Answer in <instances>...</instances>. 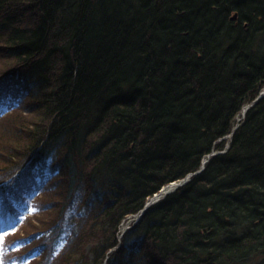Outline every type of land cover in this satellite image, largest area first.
I'll list each match as a JSON object with an SVG mask.
<instances>
[{
	"label": "trees",
	"instance_id": "obj_1",
	"mask_svg": "<svg viewBox=\"0 0 264 264\" xmlns=\"http://www.w3.org/2000/svg\"><path fill=\"white\" fill-rule=\"evenodd\" d=\"M263 90L264 0H0V264H264Z\"/></svg>",
	"mask_w": 264,
	"mask_h": 264
},
{
	"label": "rangeland",
	"instance_id": "obj_2",
	"mask_svg": "<svg viewBox=\"0 0 264 264\" xmlns=\"http://www.w3.org/2000/svg\"><path fill=\"white\" fill-rule=\"evenodd\" d=\"M264 93V90L262 91V94ZM34 105V104H33ZM7 108V111L4 113V115H6V114H10L11 113V109L10 108H8V107H6ZM12 114V113H11ZM3 115V116H4ZM243 115V114H242ZM22 116H25V117H28L29 115L28 114H26V113H24L23 112V115H21L20 116V114L19 115H17V120L15 121V124L16 123H19L20 125H22L23 123H22V121H21V119L23 118ZM22 117V118H21ZM29 117H31V116H29ZM244 119V116L242 117V116H240V117H238V119H237V124H236V127H238L239 125H241V123H242V120ZM25 123V122H24ZM3 129V125H0V130H2ZM3 133V131H0V135ZM3 144H5V142L4 141H2V145ZM0 148H4V147H0ZM206 162V161H205ZM187 182H185L184 184H186ZM170 186H171V184H170ZM169 186H167V187H165L162 191H161V193H159L157 196H156V198H154L156 201H152V205L153 204H155V203H158L160 200H162L165 196H167V195H169L170 193H172V192H174V191H176L178 188H177V186H175L174 188H168ZM166 189H168V190H166ZM47 197H48V195H46ZM43 196L39 193V194H37L35 191H34V193H32L31 195H28V197H27V201H28V203H31V205H32V203H34L36 200H37V198H39V199H41V201H42V203L45 205L46 203H48V201L47 200H49L50 198H47V197H45L44 196V198H42ZM36 199V200H35ZM151 200V199H150ZM149 200V201H150ZM149 201H148V203H149ZM145 210V209H144ZM144 211H142V212H140L139 214H137V215H134V216H130V217H128L125 221H124V223L122 224V227H121V229H122V236L124 235V233L126 232V230L127 229H129V228H131V226L133 225V224H136V223H138L140 220H141V218H142V216H143V213ZM26 216H31L30 215V210L28 209V211L26 212V214H25ZM36 219V218H35ZM35 219H32V220H30V223H31V225L33 224V225H36V221H35ZM23 224H24V219H23V217L22 218H19V223L17 224V228H16V231L18 230V229H20L22 226H23ZM9 227H11V226H9V224H4L1 220H0V228H3V229H6V232H0V241L8 234V232H9V230L10 229H8ZM25 230H27V227L24 229V231ZM10 233H13V232H10ZM24 232L22 231V233L21 234H23Z\"/></svg>",
	"mask_w": 264,
	"mask_h": 264
},
{
	"label": "bare ground",
	"instance_id": "obj_3",
	"mask_svg": "<svg viewBox=\"0 0 264 264\" xmlns=\"http://www.w3.org/2000/svg\"><path fill=\"white\" fill-rule=\"evenodd\" d=\"M177 184L176 183H173V184H171V186H169L168 188H174L175 186H176ZM166 190H168V189H166Z\"/></svg>",
	"mask_w": 264,
	"mask_h": 264
},
{
	"label": "snow or ice",
	"instance_id": "obj_4",
	"mask_svg": "<svg viewBox=\"0 0 264 264\" xmlns=\"http://www.w3.org/2000/svg\"><path fill=\"white\" fill-rule=\"evenodd\" d=\"M0 232H6V229L0 228Z\"/></svg>",
	"mask_w": 264,
	"mask_h": 264
}]
</instances>
